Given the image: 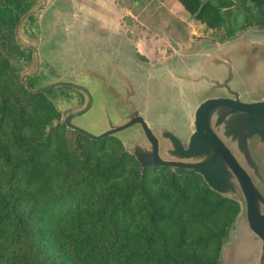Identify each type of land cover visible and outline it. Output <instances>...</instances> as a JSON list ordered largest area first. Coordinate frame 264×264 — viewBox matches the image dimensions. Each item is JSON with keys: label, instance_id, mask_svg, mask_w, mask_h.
Returning <instances> with one entry per match:
<instances>
[{"label": "trees", "instance_id": "trees-1", "mask_svg": "<svg viewBox=\"0 0 264 264\" xmlns=\"http://www.w3.org/2000/svg\"><path fill=\"white\" fill-rule=\"evenodd\" d=\"M0 0V32L13 30ZM220 42L264 27V0H179ZM239 18L242 25L237 27ZM0 36V264H222L240 206L199 175L140 169L113 137L68 130L46 93H29Z\"/></svg>", "mask_w": 264, "mask_h": 264}, {"label": "water", "instance_id": "water-1", "mask_svg": "<svg viewBox=\"0 0 264 264\" xmlns=\"http://www.w3.org/2000/svg\"><path fill=\"white\" fill-rule=\"evenodd\" d=\"M46 5L47 0H41L37 7L24 14L14 33L16 44L32 51L31 67L19 72L20 81L29 93L48 95L71 89L84 98L79 107L70 111H63L52 100L61 114L54 124L65 125L68 130L97 142L108 137L117 139L141 170L163 167L181 177L199 175L209 189L240 206L233 225H240L235 238L240 243L239 248L234 249L235 258L249 249L250 264H264V37L247 35L234 42L226 40L221 48L207 51L195 60V65L187 72L176 70V75H171L166 63L163 71H155L160 80L158 84L154 78L149 81L147 68L139 65L135 58L128 65L121 61L123 80L134 105H125L119 111L118 105L112 106L109 101L101 104L99 86L83 78L81 73L77 75L79 79L62 76L53 81L44 80L39 87H29L27 79L40 70L39 39L30 37L23 41L20 29L27 18L39 15ZM88 45L91 56L97 58L96 63L103 55L108 56L110 66L113 65L116 48L102 50L99 44L88 42ZM116 53L121 60L126 56L118 49ZM93 76L98 78V75ZM170 77L182 83L171 89ZM152 89L160 93L158 103L162 101L164 107L149 118ZM113 95L123 99L121 95ZM134 96H140L143 103ZM176 109L182 113L183 120L175 126L167 125L163 117L167 111ZM91 114H95L94 118L79 123ZM154 116H158L157 120ZM184 118L186 129L176 131L174 128H181L176 126H181ZM225 252L223 246L221 263Z\"/></svg>", "mask_w": 264, "mask_h": 264}, {"label": "rangeland", "instance_id": "rangeland-1", "mask_svg": "<svg viewBox=\"0 0 264 264\" xmlns=\"http://www.w3.org/2000/svg\"><path fill=\"white\" fill-rule=\"evenodd\" d=\"M23 1L25 7L32 6L31 9L41 3V0ZM85 1L88 2L89 0H47V5L40 14L26 22L29 27L27 35L39 39L37 51L40 57L41 71L44 72V78L47 81H53V79L61 78L62 76L74 75L73 77L76 78L78 74L76 71L84 68L83 59L78 56L81 47L79 44L76 45V51L73 38H71V34H74L76 29L81 32L79 38L91 42L92 45L98 46L99 44V46L103 47H100L102 50L116 48L123 52L126 55L122 59L124 65H128L129 61L134 58L140 65V54L144 55L148 64L145 62L143 64L149 65L147 66L146 76L149 81H151L150 78L156 79L157 81L155 82L157 84L160 80L156 78L155 71L157 69H159V72L163 71V66L167 65L166 63L169 64L168 68L171 75L176 70L187 72L188 69L195 65V60H198L200 56H203L207 51L221 48L223 44V42L219 41L222 37V31L208 29L203 23L196 21L184 10L179 0H117L126 10L108 14L105 11H101L102 15L93 12L90 19L85 14H80L78 19H76L75 3L85 4ZM81 22H85V26L80 24ZM35 24L37 27H35ZM240 25H242V21L239 18L237 27H240ZM84 27L85 31H83ZM1 35L5 36L4 41L5 43L7 42V46L3 48L4 55L11 56L9 53L14 51V55H17L15 57L23 55L21 48L19 49L15 45L13 31H1ZM247 35L264 37V27H249L237 31L228 41H238ZM23 37L22 40L25 41L26 36ZM104 40H109V43L111 41L116 43H111V45L101 44ZM31 63L32 58L29 65ZM151 66L153 68H150ZM49 67L52 70H49ZM13 68L16 70L17 65L13 64ZM72 68L74 69V74L71 73ZM50 71L53 73H50ZM160 74H157V76L160 77ZM148 79L146 78V81ZM169 80L171 89L175 85L182 83L174 77ZM27 83L30 88L43 85L36 78L28 80ZM89 88L93 91L90 85ZM56 94L57 92H50L48 96L53 97ZM159 98L160 93L152 89L149 98V118L158 109L162 111L164 105L162 101L158 103ZM169 99L172 101L171 97ZM174 106L181 107L178 104ZM147 107L145 104V108ZM94 116L95 114L88 115L85 119L79 120V123H87L88 119L90 121ZM163 118L166 119L167 125L171 126H175L174 124H178L183 120L182 113L178 109L173 112L167 111L166 116ZM186 126L187 121L185 119L181 126H176L181 128L174 129L183 132ZM239 226L237 224V226L233 227L229 238L225 240L224 252L226 250L227 253L225 252L226 255L222 264H231L232 261H234L233 264H250L252 262L249 249L238 259L233 254L234 249H238L240 245L235 240L240 231Z\"/></svg>", "mask_w": 264, "mask_h": 264}, {"label": "flooded vegetation", "instance_id": "flooded-vegetation-1", "mask_svg": "<svg viewBox=\"0 0 264 264\" xmlns=\"http://www.w3.org/2000/svg\"><path fill=\"white\" fill-rule=\"evenodd\" d=\"M31 7L32 6L25 7V5H24V8H22V9L12 8V10L14 12V14L12 15L13 23H14V27L12 30L13 31V39H14L16 47L19 49L21 48V50L23 51V55H19V57H15L17 55H14V52H15L14 51L13 53H11V52L9 53V54H11V56H9V55L8 56L5 55V56L8 58V60L12 66H13V64L17 65L16 71H17L18 77H19V72L21 70H23L24 68H26L28 70L31 67L32 63L29 65V62L32 58V51L28 48L19 47L16 44L14 31H15V26L18 23L19 19L24 14H26L28 11H30ZM80 14H84V13H78L77 12L75 15L76 19H78V16ZM32 18L33 17L27 18L23 22L21 29H20V33H21L22 37L26 36L25 41H27L30 38V36L27 35L29 27L26 24V22L29 20H32ZM80 24L85 26V22H81ZM35 27H36V24H35ZM74 31H75V33L71 34V38H73V44H75V50L76 51H77L76 45L79 44L81 47L80 57L83 59V66H84L83 69H80V70L78 69L76 71V73L77 72H78V74L81 73L83 75V78L86 77L88 80L91 81L92 84H96L97 86H99V88H100L99 93L101 94V96L99 95V98L101 97L100 103L102 104L104 102L109 101L112 106L118 105L117 109L119 111H122L121 107H123L125 105H129V106H132V104L134 105V101H133L132 97L130 100L129 89L127 88V86L123 80L124 79L123 78L124 73H123V70L121 68V61L122 60L118 56V54L116 53L117 49H115V51H114V57H113L114 61L112 60V64H113L112 66H110V64H109L110 63L109 57L103 56V55L100 56V62L96 63L97 58L92 57L91 54L89 53V51H90L89 45H88L89 41H85L84 39L79 38L81 35L80 30L76 29ZM83 31H85V27L83 28ZM111 43L115 44L116 42L111 41ZM111 43H109V40H104L103 43L101 42V44H108V45H111ZM38 45H39V42H38ZM140 58H141L140 59L141 64H143V62L148 64L147 59L144 55L140 54ZM143 65H145V64H143ZM147 66H149V65H145L144 67L147 68ZM150 68H153V67L151 66ZM49 70H52V69L49 67ZM53 70H54V68H53ZM89 72H91V73H89ZM50 73H53V72L50 71ZM54 73L56 74V72H54ZM71 73L74 74L73 68H72ZM92 74L98 75V78L95 79ZM73 76H67L66 78H70V79L75 78ZM44 77H45L44 72L41 71V66H40L39 73L34 77L28 78L27 81L31 80L33 78H36V79H39L41 82H43L44 80L45 81L47 80ZM83 85L86 87L85 82ZM114 93L121 95V97L123 99L121 98L122 100H119L117 97H115L113 95ZM96 94H98V93H96ZM111 95L113 97H111ZM50 98H52L51 100H53L55 102V104L59 106V108L63 109V111L74 110L75 107H79L82 104V102L84 101V98L80 94H78L76 91L71 90V89H61L55 96L50 97ZM134 98L136 100H139V101L143 100L142 98H140V96L139 97L134 96ZM156 115H158V114H156ZM60 116H61V114H60ZM157 118H158V116H154V120H157Z\"/></svg>", "mask_w": 264, "mask_h": 264}, {"label": "crops", "instance_id": "crops-1", "mask_svg": "<svg viewBox=\"0 0 264 264\" xmlns=\"http://www.w3.org/2000/svg\"><path fill=\"white\" fill-rule=\"evenodd\" d=\"M77 1V0H75ZM76 13H84L89 19L91 14L97 13L102 15L101 11L108 13H115L117 11L126 10V8L121 6L117 0H89L84 3H75Z\"/></svg>", "mask_w": 264, "mask_h": 264}]
</instances>
